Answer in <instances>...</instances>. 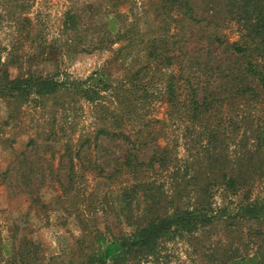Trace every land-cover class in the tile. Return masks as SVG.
I'll list each match as a JSON object with an SVG mask.
<instances>
[{"label": "rangeland", "instance_id": "1", "mask_svg": "<svg viewBox=\"0 0 264 264\" xmlns=\"http://www.w3.org/2000/svg\"><path fill=\"white\" fill-rule=\"evenodd\" d=\"M159 2L0 0V64L11 77L18 71L7 64L15 57L24 74L58 81L87 80L86 86L101 90L99 102H87L67 91L12 104L0 99L3 246L17 247L29 240L38 246L45 264H68L76 257L87 234L83 223L91 228L94 211L107 205L121 186L132 182L130 174L108 179L111 174L99 173L107 155L121 158L126 150L122 141L104 142L107 150L96 146L97 130L109 126L99 120L105 115H120L124 132L149 131L160 148L178 159L190 156L192 138L186 134L193 130L186 131L190 124L180 119V112L171 114L166 96L169 79L181 100L188 81L222 85L232 63L226 45L238 41L242 31L226 0H189L192 22L181 10L162 9ZM68 15L77 17L76 27L65 23ZM163 37L168 45L163 49L174 59L168 67L147 57V42ZM133 77L135 82H131ZM104 83L110 88L104 89ZM220 109L215 121L220 120L224 147L231 155L243 154L244 147L251 144L249 136L257 118L264 116V105L245 107L232 100ZM86 139L90 144H85ZM79 151L82 160H74L77 177L68 185L67 156L75 158ZM150 177L171 191L170 174ZM250 189L251 198L263 196L264 178L256 177ZM242 194L235 199L240 200ZM214 201L220 204L218 193ZM185 202L188 200L178 204L184 206ZM97 222L104 231V219ZM107 225L114 232H129L115 218ZM211 232V236L198 233L164 243L162 258L138 264H217L211 258L214 249L238 244L220 226Z\"/></svg>", "mask_w": 264, "mask_h": 264}, {"label": "trees", "instance_id": "2", "mask_svg": "<svg viewBox=\"0 0 264 264\" xmlns=\"http://www.w3.org/2000/svg\"><path fill=\"white\" fill-rule=\"evenodd\" d=\"M226 2L229 12L236 13L234 18L242 31L238 41L226 45V54L232 61L226 68V82L209 86L188 81L183 100L176 95L172 79L166 88L171 114L180 112V119L190 124L186 131L193 130L186 134L192 138L190 156L176 158L171 151L160 148L149 131L147 134L142 129L124 132L120 115L101 117V123H109V126L97 130L96 146L107 150L104 142L122 141L126 150L121 158H116L114 153L112 158L107 155L99 173L111 174L108 179L116 174H130L132 182L121 186L111 200H107V205L94 211L96 217L91 220V228L83 223L87 238L68 264H138L150 258L157 261L162 258L164 243L198 233L211 236V231L218 226L233 235L231 240L238 245L214 249L213 261L217 264H264V195L250 197L255 178H264V116L258 117L252 128L250 146L244 147V153L238 155L228 153L220 120L219 123L215 121L226 101L238 100L245 107L264 105V0ZM159 3L162 9H179L194 21L189 0H160ZM77 21L76 16L68 15L65 23L73 28ZM164 38H152L146 50L148 58L168 67L174 59L169 56L170 51L163 49L168 46ZM7 65L18 71L11 77L5 65H1L0 99L7 103L28 100L32 96H53L62 91L71 92L87 102L101 99V90L86 86L87 80L58 81L55 77L24 74L15 57L10 58ZM131 82H135L134 77ZM103 88L110 86L104 83ZM84 142L90 144L88 139ZM148 149L149 155L142 159L141 155ZM80 155L79 151L75 158L67 156L68 185L75 182L74 160L81 161ZM164 173L170 174V192L150 177V174ZM216 193L220 204L214 201ZM240 193H243L241 199L236 200ZM183 200L188 202L179 205L178 201ZM100 217L104 219V231L97 222ZM113 218L129 232L109 230L107 224ZM0 256L4 264H45L38 246L29 240H23L17 247L0 244Z\"/></svg>", "mask_w": 264, "mask_h": 264}]
</instances>
